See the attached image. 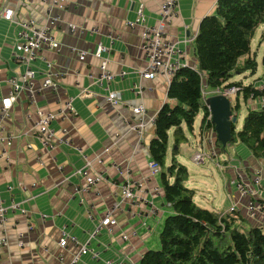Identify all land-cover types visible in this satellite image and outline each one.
Here are the masks:
<instances>
[{
  "label": "crops",
  "instance_id": "obj_1",
  "mask_svg": "<svg viewBox=\"0 0 264 264\" xmlns=\"http://www.w3.org/2000/svg\"><path fill=\"white\" fill-rule=\"evenodd\" d=\"M217 1L180 0L179 16L162 25L161 0H68L63 8L42 0H0V10H14L12 20L0 17V110L1 99L10 90L8 79L26 69L13 57L20 31L18 22L33 19L39 25H50L56 46L44 48L42 54L53 63L60 83L57 90L42 89L33 99L27 91L20 94L0 128V199L5 206L16 203L25 210L9 209L5 223L0 224V264H58L59 254L70 260L79 246L69 243L68 248L62 249L58 241L63 231L89 246L77 264H107L110 259L137 264L147 249L157 246L159 237L155 234L170 208L164 200L161 172L152 174L149 166L152 161L149 145L155 129L148 126L147 138L142 143L129 123L139 118L132 112V106L144 104L150 115H157L166 102L174 100L168 97L170 81L165 76L142 77L141 70L147 65L141 46L142 26L129 27L127 22L136 19L140 4H144L145 24L162 25L167 39L183 51L182 62L196 67L195 38L201 20L215 12ZM56 16L60 19L54 20ZM69 24L75 26L74 31ZM100 45L105 49L97 56L95 52ZM73 48L87 51L86 57L81 60ZM103 60H107V70L114 75L111 80L100 77ZM34 65L43 70L45 62L37 59ZM42 82L40 73L36 87ZM113 91L119 104L108 101ZM69 99L76 114L62 110ZM38 109L58 112L51 127L56 137L66 130L64 137L70 143H61L53 150L42 145L36 130ZM182 126L185 130L186 125ZM172 133L174 129L169 131V140ZM206 134L207 131L201 135L199 145L204 148L216 145L220 159L225 161L226 168L219 170L224 174L229 204L205 208L226 212L236 204L238 214L250 224L255 223L248 218L246 199L240 196L233 180L238 169L245 177H252L258 169L264 176V158H256L247 146L239 143L222 151L217 141H213L215 136H211V145L206 143ZM174 145L175 141L173 148ZM181 145L190 149L188 158L193 160L189 142ZM171 153L170 162L179 152L174 155L172 149ZM222 154L227 157L222 158ZM97 158L103 159V165L96 162ZM87 160L92 161V172L102 171L105 180L80 192L78 187L84 185V178L76 172ZM112 163L120 165L125 174L120 175ZM201 164L209 167L207 160ZM127 177L143 182L146 189L143 198L147 201L123 198L120 188ZM157 185L162 189L158 194L153 191ZM116 204L118 208L112 213L118 227L114 231L103 227L92 236L98 223L109 219L108 213ZM151 204L157 207V213L149 212ZM257 224L264 227V210ZM128 229H135L137 234L123 240L120 234Z\"/></svg>",
  "mask_w": 264,
  "mask_h": 264
},
{
  "label": "trees",
  "instance_id": "obj_2",
  "mask_svg": "<svg viewBox=\"0 0 264 264\" xmlns=\"http://www.w3.org/2000/svg\"><path fill=\"white\" fill-rule=\"evenodd\" d=\"M262 24L264 0H218L215 12L201 20L195 38L198 66L182 67L171 79L168 97L174 102H166L156 115L155 137L149 145L150 157L161 167L163 196L171 213L165 217L159 246L147 249L137 264H264V227L250 224L237 212L199 206L195 191L186 186L187 166L175 156L167 165L169 131L174 129L176 155L179 144L187 141L182 125L193 131L200 112L201 135L215 128L203 90L231 85L240 87L233 115L239 117L240 95L248 113L241 128L238 120L232 125V139L225 147L216 143L222 151L244 144L253 156L264 158V81L244 85L231 80L235 74L257 71L251 40Z\"/></svg>",
  "mask_w": 264,
  "mask_h": 264
},
{
  "label": "built area",
  "instance_id": "obj_3",
  "mask_svg": "<svg viewBox=\"0 0 264 264\" xmlns=\"http://www.w3.org/2000/svg\"><path fill=\"white\" fill-rule=\"evenodd\" d=\"M45 4H50V6H56L63 8L68 0H42ZM179 1L180 0H161L159 14L161 16V24L168 23L171 20L179 16ZM14 16V10L12 8H3L0 10V17H3L8 20H12ZM60 19L59 16H56L54 20ZM53 20V19H52ZM51 20V21H52ZM51 23H54L55 21ZM20 26V31L18 33V39L15 44L13 51V57L16 61L25 65L26 69L19 75L11 76L8 79L10 86L9 93L1 99V110H0V128L3 127L2 123L7 120L10 116V108L12 103H14L23 92L27 91L31 99L35 98L42 89H51L57 90L60 86L59 77L54 72L53 63L45 58L42 54L44 48H54L56 46V40L52 29L49 24L39 25L35 20L30 19L23 22H18ZM129 27H134L136 25L142 26V50L145 53L147 65L143 70H141V75L147 79H154L158 75L165 76L169 81L174 77L176 72L185 66H189L186 63L182 62L183 51L176 46L174 42H171L166 37V32L163 29V26H148L145 24V15H144V4H140L137 17L135 20H129L127 22ZM71 31L75 30V26L69 24ZM105 48L99 46L95 52V55L100 56ZM77 52L79 58L82 60L86 57L87 51L73 48ZM37 59H41L45 62V67L43 70H38L35 68L34 63ZM107 60H103L101 64V78H106L108 80L113 79L114 75L112 72L107 70L106 65ZM192 68H197L192 67ZM43 75V82L40 87H36L35 80L38 74ZM214 90L217 92L215 94H222L231 99V97L240 90V87L237 85H231L229 87H216ZM208 91L205 88L203 90L204 98H207ZM108 101L113 104H119L120 100L118 99L116 93L110 92L108 96ZM262 99H259V103L262 104ZM34 102V100H33ZM62 110L67 111L71 114H76L75 107L72 104V99L67 100ZM132 112L139 116L138 120L135 123H129L131 130L134 131L140 142H145L147 135L146 131L148 126L153 125L156 120V115H150L148 109L144 104H138L132 106ZM37 120H36V130L37 135L42 143V145L48 149L53 150L57 145L61 143H70V139L64 137L66 130H62V133L56 137L55 130L51 127L52 122L59 115L58 112H44L42 109L36 110ZM211 117V114L210 116ZM211 136H215V128H210L207 131L205 136L208 137L206 143L209 145L212 144ZM204 138V140H205ZM214 143L216 142L213 137ZM82 151V150H80ZM2 155L0 154V157ZM86 158L87 156L83 154ZM192 158L196 162L204 163L206 160H213L218 168L224 170L226 165L224 161L220 159L219 152L216 148V145H212L210 148L201 147L198 144L197 149L194 150ZM96 162L98 164L103 163L102 158H97ZM103 165V164H102ZM112 166L120 173L124 175L125 172L117 163H112ZM149 166L152 174L160 173L161 167L155 161L152 160L149 162ZM238 168V167H236ZM93 164L91 160H87L85 166L80 168L76 173L84 178V185L78 191L86 192L94 185L99 184L105 180V176L102 171L92 172ZM235 178L233 182L235 183L236 189L239 192L242 198L246 199L245 210L249 218L256 217L258 214H261L264 210V188H263V177L261 170H255L252 174V177H245L244 174L238 169L236 171ZM144 189L143 182L139 180H133L130 178L124 179V182L121 185L120 191L123 198L131 200L133 202L143 199ZM153 191L158 194L161 193L162 189L157 185L153 188ZM169 205V203H168ZM20 208L19 204H11V206H5L0 199V224H4L6 221V216L9 209H18ZM115 208H118V204L114 206L112 210L109 211V219L106 221H100L93 232L92 236H95L103 227L108 228L110 231H114L118 227V220L115 215L112 213ZM22 209V208H20ZM24 212L25 210L22 209ZM150 213L155 214L158 212L157 207L151 204ZM227 212H238L236 204H232ZM90 217H93L90 215ZM145 225V223H144ZM137 232L135 229H128L121 232L120 236L123 240H128L131 236L136 235ZM69 243H74L79 246V249L71 257L70 260L65 259L63 254L58 255V264H77L81 256L86 254L89 251L88 244H80L79 239L65 231L62 232V236L58 241L59 246L62 249H66L69 246ZM107 264H123L121 261L116 260H107Z\"/></svg>",
  "mask_w": 264,
  "mask_h": 264
},
{
  "label": "rangeland",
  "instance_id": "obj_4",
  "mask_svg": "<svg viewBox=\"0 0 264 264\" xmlns=\"http://www.w3.org/2000/svg\"><path fill=\"white\" fill-rule=\"evenodd\" d=\"M263 32H264V25L262 24L258 26V28H256V31L251 40V54L256 57V60L258 62L257 71L254 74H252L250 71H247L241 74H235L231 78L232 81L242 82L244 85H248L255 81L259 82V79H262V81H260L259 84L264 81V36L262 35ZM208 89H209L207 90L208 98H210L213 95H216L215 93L217 92L213 88L208 87ZM239 100H240L241 108H240V114L238 117V127L241 128L243 125L245 116L248 113V105L245 103L242 95L239 96ZM236 101H237V96L236 94H234L231 97V103L235 105ZM202 115H203V112L199 114L195 122L194 132L189 130L187 127L184 130V135L186 137V140L189 142L188 148H191L193 150L192 153H194V150L197 149L198 144H200L199 140H200L201 134L199 131V125L201 123ZM175 140H176L175 135L173 133L170 134L169 147H168V152H169L168 164L170 163V159L172 156L171 152L173 149L172 145ZM181 146L182 147L179 146L180 149H178L179 153L177 154V159L179 162L185 164L188 168L189 177H188V180L186 181V186L190 189L191 188L195 189L196 203L199 206L204 207V208L205 207L212 208L216 206H221V207L227 206L229 202H228V198L226 196V192L224 189V183H223L224 174H222L219 168L214 164L215 161L213 162V160H207L208 162L207 165L209 166L207 168L200 162L190 160L188 158L190 149H186V147H184L183 145ZM225 157H227V155L222 154V158H225ZM261 173H262V177H264L263 172ZM209 191H211L210 195H208ZM206 198H208V200ZM170 209L167 213L164 214L162 218V223L158 229V233L155 234L157 237H159V234H160L159 231L163 226L165 217L169 213H171ZM260 215H257L256 217H253L252 219L249 217L248 218L253 220L255 223H258V219ZM255 223H252V224H255ZM158 246H159V240H158V244L156 247ZM156 247L153 246L152 248H156Z\"/></svg>",
  "mask_w": 264,
  "mask_h": 264
},
{
  "label": "water",
  "instance_id": "obj_5",
  "mask_svg": "<svg viewBox=\"0 0 264 264\" xmlns=\"http://www.w3.org/2000/svg\"><path fill=\"white\" fill-rule=\"evenodd\" d=\"M206 104L215 126L216 141L221 142L225 147L232 139V125L238 120L233 115L231 99L225 95L216 94L207 98Z\"/></svg>",
  "mask_w": 264,
  "mask_h": 264
},
{
  "label": "clouds",
  "instance_id": "obj_6",
  "mask_svg": "<svg viewBox=\"0 0 264 264\" xmlns=\"http://www.w3.org/2000/svg\"><path fill=\"white\" fill-rule=\"evenodd\" d=\"M259 84V83H258ZM205 85H206V83H205ZM208 90V89H207Z\"/></svg>",
  "mask_w": 264,
  "mask_h": 264
}]
</instances>
